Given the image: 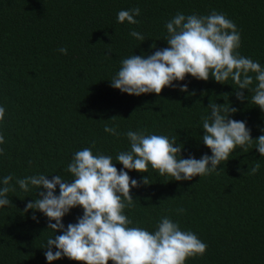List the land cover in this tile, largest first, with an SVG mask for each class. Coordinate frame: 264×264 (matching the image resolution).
Instances as JSON below:
<instances>
[{
	"label": "trees",
	"instance_id": "trees-1",
	"mask_svg": "<svg viewBox=\"0 0 264 264\" xmlns=\"http://www.w3.org/2000/svg\"><path fill=\"white\" fill-rule=\"evenodd\" d=\"M136 7L139 24L117 22L119 11ZM212 10L236 24L240 54L264 66V0H0V106L6 109L0 123L5 139L0 144L5 150L0 181L9 174L70 179L66 169L76 151L94 143V153L115 161L119 151L129 148V130L175 135L183 158L211 155L201 141V117L208 115L209 102L237 108L231 118L245 121L253 139L261 135L264 113L251 104V93L249 103L237 101L231 81L221 85L187 76L179 84L186 83L188 93H195L191 96L179 86L164 88L159 96L139 97L110 87L122 59L151 54L153 43L157 49L167 46L165 24L177 12L207 15ZM132 30L145 41L129 35ZM61 47L67 55L58 51ZM106 124L120 135L106 133ZM254 148L234 150L219 174L190 181H170L150 169L152 184L130 191L136 201L125 214L133 226L149 231L168 216L182 230L194 232L208 247L202 258L186 259L185 264H264V157ZM257 162L259 171L249 175ZM129 175L142 179L135 171ZM16 189L9 194L14 207L0 208V264H47L43 246L54 234L46 230L41 213H36L38 223L31 211L24 213L37 190ZM82 214V209H72L64 225ZM53 264L76 262L62 258Z\"/></svg>",
	"mask_w": 264,
	"mask_h": 264
},
{
	"label": "clouds",
	"instance_id": "clouds-1",
	"mask_svg": "<svg viewBox=\"0 0 264 264\" xmlns=\"http://www.w3.org/2000/svg\"><path fill=\"white\" fill-rule=\"evenodd\" d=\"M139 15V7L121 10L117 13V22L137 25ZM165 28L167 46L157 49L153 43L151 54H131L122 59L118 72L109 82L112 89L128 96L150 93L159 96L162 89L178 86L181 93H188V85L179 84L187 76L204 82L211 78L221 85H229L231 81L237 101L249 103L251 93V104L264 113V66L240 54L241 34L232 20L215 10L207 15L177 12ZM129 35L145 41V36L138 31L132 30ZM58 51L67 55V48L61 47ZM207 109L208 115L201 117V141L211 155L183 158V145L175 135L129 130L126 133L129 148L119 151L115 161L111 155L94 153V143L76 151L66 169L70 179L59 174L4 176L0 181V208L14 207L9 194L16 192L17 185L25 193L37 190L36 199H29L24 213L31 211V219L37 223L36 213H41L47 219L46 230L54 234L43 246L47 264L62 258L76 264H108L109 261L112 264H185L186 259L202 258L208 245L194 232L182 230L170 217L162 216L154 230L149 231L133 226V220L125 212L136 201L130 191L152 184L150 169L161 177H170V181L181 182L214 172L219 174L222 163L229 161L236 149L248 152L254 145L259 156L264 157V128L253 139L245 121L231 118L237 108L229 103L209 102ZM5 118L6 109L0 106V123ZM104 131L120 135L116 127L107 124ZM4 143L0 133V144ZM2 155L5 150L0 148ZM117 163L122 165L119 170ZM259 169L257 162L248 174L255 175ZM131 171L141 174L142 179L130 177ZM77 207L83 214L75 223L65 226L63 218ZM184 211L177 210L181 215ZM57 232L60 234L56 235Z\"/></svg>",
	"mask_w": 264,
	"mask_h": 264
}]
</instances>
